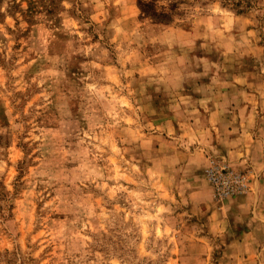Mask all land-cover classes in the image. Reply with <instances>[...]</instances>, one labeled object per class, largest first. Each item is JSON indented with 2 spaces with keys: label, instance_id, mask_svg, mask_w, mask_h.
Listing matches in <instances>:
<instances>
[{
  "label": "rangeland",
  "instance_id": "374dc122",
  "mask_svg": "<svg viewBox=\"0 0 264 264\" xmlns=\"http://www.w3.org/2000/svg\"><path fill=\"white\" fill-rule=\"evenodd\" d=\"M0 264H264V0H0Z\"/></svg>",
  "mask_w": 264,
  "mask_h": 264
},
{
  "label": "crops",
  "instance_id": "0c3cea01",
  "mask_svg": "<svg viewBox=\"0 0 264 264\" xmlns=\"http://www.w3.org/2000/svg\"><path fill=\"white\" fill-rule=\"evenodd\" d=\"M239 161V160H238ZM257 198H260V194H258L257 195ZM255 206L253 207V209L256 211V210H259V211H261V209H262V207L260 206V204H258V202L257 201H255L254 199H253V202H252ZM257 206H260V208H258Z\"/></svg>",
  "mask_w": 264,
  "mask_h": 264
},
{
  "label": "built area",
  "instance_id": "2783aa9c",
  "mask_svg": "<svg viewBox=\"0 0 264 264\" xmlns=\"http://www.w3.org/2000/svg\"><path fill=\"white\" fill-rule=\"evenodd\" d=\"M213 178H214V180H217V177L215 175H213Z\"/></svg>",
  "mask_w": 264,
  "mask_h": 264
}]
</instances>
